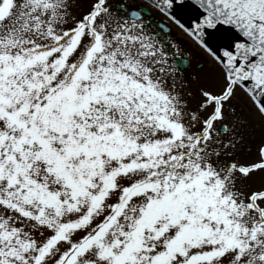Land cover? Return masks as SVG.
Instances as JSON below:
<instances>
[{
	"label": "snow or ice",
	"instance_id": "obj_1",
	"mask_svg": "<svg viewBox=\"0 0 264 264\" xmlns=\"http://www.w3.org/2000/svg\"><path fill=\"white\" fill-rule=\"evenodd\" d=\"M190 6L0 0V264H264V0Z\"/></svg>",
	"mask_w": 264,
	"mask_h": 264
},
{
	"label": "rangeland",
	"instance_id": "obj_2",
	"mask_svg": "<svg viewBox=\"0 0 264 264\" xmlns=\"http://www.w3.org/2000/svg\"><path fill=\"white\" fill-rule=\"evenodd\" d=\"M154 17H159V14L154 12ZM169 24L173 29L172 35L182 36V42H181L178 54L180 56H182L183 54H187L188 56L195 54L198 51L196 43L189 36H187L186 34H183L182 31L177 26L171 23V21H169ZM170 58L172 59L171 56ZM197 71L199 70L195 69V64H194L193 69H189L187 70V72L184 73V79L189 81L188 84L185 86L188 92L195 93L196 91L195 84H194L195 79L194 81L190 79V74L192 75L194 74L196 76ZM181 90H184V89H181ZM194 99L195 98L193 97V102H194ZM258 138H259V134L257 133V136L255 139H258ZM253 147H254V142H253Z\"/></svg>",
	"mask_w": 264,
	"mask_h": 264
},
{
	"label": "water",
	"instance_id": "obj_3",
	"mask_svg": "<svg viewBox=\"0 0 264 264\" xmlns=\"http://www.w3.org/2000/svg\"><path fill=\"white\" fill-rule=\"evenodd\" d=\"M179 2V0H178ZM184 7L177 9L178 14L183 18L184 22L195 19L196 10L190 6L191 0H183ZM176 55V54H174ZM178 61V60H176Z\"/></svg>",
	"mask_w": 264,
	"mask_h": 264
},
{
	"label": "flooded vegetation",
	"instance_id": "obj_4",
	"mask_svg": "<svg viewBox=\"0 0 264 264\" xmlns=\"http://www.w3.org/2000/svg\"><path fill=\"white\" fill-rule=\"evenodd\" d=\"M172 55V54H171ZM189 70V69H188ZM190 79H195V76H194V74L192 75V74H190Z\"/></svg>",
	"mask_w": 264,
	"mask_h": 264
}]
</instances>
